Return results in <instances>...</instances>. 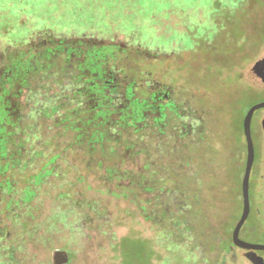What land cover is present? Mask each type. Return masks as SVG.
Masks as SVG:
<instances>
[{
  "label": "rangeland",
  "instance_id": "rangeland-1",
  "mask_svg": "<svg viewBox=\"0 0 264 264\" xmlns=\"http://www.w3.org/2000/svg\"><path fill=\"white\" fill-rule=\"evenodd\" d=\"M74 41L91 45H50ZM55 46L60 53L45 63L41 55ZM95 49L107 78L134 81L140 99L166 92L189 115L214 106L224 142L214 175L193 191L199 203L190 204L189 195L182 208L162 197L161 208L142 181L178 164L171 152L180 154L181 118L169 110L160 128L147 111L136 127L142 131L120 129L104 156L98 146L91 154L93 129L83 124L86 113L77 122L74 111L85 107L74 96L91 78L78 67ZM262 59L264 0H0V76L17 62L42 65L22 73L25 85H7L19 127H8L15 134L0 161V174L8 165L0 175V264H56L57 253L67 255L63 264H231L224 247L243 210V123L264 102L253 74ZM53 107L59 109L51 114ZM263 119L264 109L257 110L251 124L254 185L264 175ZM129 140L135 147L125 151ZM262 210L245 239L264 242Z\"/></svg>",
  "mask_w": 264,
  "mask_h": 264
},
{
  "label": "trees",
  "instance_id": "trees-1",
  "mask_svg": "<svg viewBox=\"0 0 264 264\" xmlns=\"http://www.w3.org/2000/svg\"><path fill=\"white\" fill-rule=\"evenodd\" d=\"M64 49H62L63 51ZM61 51V48L58 46L48 48L42 56V60L48 62L53 56L56 54L58 55ZM73 49L67 50V56L70 57V53ZM102 54V50H89L87 56V64L85 67H82V64L79 65V71L83 72V70H88L90 72L91 78L87 79L86 81L82 82V77L79 78L78 83L82 84V89L78 90L75 93V100L78 105L83 108L85 107L84 111H78L77 109L74 111L75 117L78 118L77 122L85 121L87 127H91L93 129L92 138L89 141V145L92 144V147L89 146L91 149V154L95 151V146L100 148V152L105 155V142H110L111 140H115V142L119 141L118 135H121L120 129L126 131L130 130L129 128H133L134 130L131 131L132 134H137L138 131H142L143 127L136 128L139 126L140 123L145 121V113L149 111V107L151 105V99H140L136 97L135 93V82H128L123 83L121 81H116L113 78H107L106 71L102 69V65L104 64L100 61V56ZM68 59V58H67ZM36 67L31 62L28 63L17 62L12 66H9L6 70L3 71V74L0 76V161L5 159L8 155L7 143L9 138L15 134V131H9L8 127L12 126V128L19 127V120L14 122L13 115L7 104V96L9 94V88H7L8 84H13L15 82L20 83L21 85H25L26 78L25 74L31 70L33 71L35 68H42L40 62L36 60ZM41 65V66H40ZM87 68V69H86ZM10 72L9 76H6ZM22 73L25 75H22ZM84 75V74H83ZM159 93H162L159 91ZM77 96L80 98L78 99ZM163 96H160L156 99V108L157 112L159 113V117L156 119V124L159 126H163V122L166 116V110L171 111L175 116H179L181 118V106L174 102H167L165 101ZM79 108V107H78ZM59 108L53 107L51 114H54ZM81 113H86L87 117L83 119ZM75 122V123H77ZM15 130V129H14ZM113 130V133H110ZM136 130V131H135ZM80 131V129L78 130ZM116 131V133H115ZM159 131H161L159 129ZM85 134L82 133L79 135L80 138L83 137ZM113 134V137L112 135ZM223 141V140H221ZM129 145L125 147V151L129 149H133L135 147V141L129 140ZM224 142V141H223ZM180 154L174 155L172 149L170 150L171 156L173 158H177L178 161L177 166L171 165L169 168L158 169L155 170L154 173L150 174V177L146 176L143 177L142 181L150 182L148 185V189L156 194L155 200L159 202V205L162 208L161 200L162 197L167 198V203H177L182 208L184 207L183 199H186V193L189 192L188 195L190 204H197L200 201L197 200V197L194 195V190L199 186L200 180H203V186L205 187V179L209 177L208 175V165L209 162L205 159L203 160L202 167L200 166L198 169L202 170L203 177L199 173L196 174L192 169V164L195 165L194 162L188 161L187 165L189 166V174H185L184 172V159L181 156V146L179 147ZM108 154L110 155L116 153V150L108 149ZM168 154V153H166ZM220 154V149H219ZM175 159H173L174 161ZM99 166L102 165V162L99 160L97 161ZM210 166V165H209ZM150 166L145 167V171L148 172ZM8 170V165L3 167L1 174H4L5 171ZM112 167L109 168V173L115 171ZM165 170H169L165 172ZM165 173H168L166 175ZM0 174V175H1ZM7 190H11V186L7 185ZM2 187V185H0ZM178 195H173L175 191H178ZM171 196H170V195ZM29 199V197H28ZM163 213L166 216V210L163 208ZM218 250L223 249L219 246V244H215ZM211 248V247H210ZM224 247V249H226Z\"/></svg>",
  "mask_w": 264,
  "mask_h": 264
},
{
  "label": "flooded vegetation",
  "instance_id": "flooded-vegetation-1",
  "mask_svg": "<svg viewBox=\"0 0 264 264\" xmlns=\"http://www.w3.org/2000/svg\"><path fill=\"white\" fill-rule=\"evenodd\" d=\"M50 45H91V44H87L81 41H74L67 44L63 42H59L57 44L51 43ZM160 96H163L164 99H166L165 100L166 103L169 101L174 102L172 99H170L169 93L166 92L159 93V91L152 92L150 98L151 105L149 107V111L153 115L155 125H156V119L158 117L157 114H159L156 108V103H157L156 99H158ZM183 112L184 113L181 114L180 146H181V156L185 161L184 172L187 175L189 174V166L187 165V163L188 161H192L195 163V165L192 164V169L193 168L197 169L194 170V172H196V174L199 173L201 177H203L202 170H199L198 168L200 166L202 167L203 160L205 159L206 161L209 162L210 165V166L208 165L209 168L208 175L213 176L215 169L218 166L219 145L222 140L220 137L219 130L215 124L214 106H212L211 110L205 109L204 107L198 108V110L195 112L194 115H189L186 107L183 109ZM189 118L191 119L190 123L187 122V119ZM262 131H263V141H264L263 125H262ZM243 134H244V128H243ZM246 148H247V142H246ZM243 166H244L243 167V177H244L246 164ZM243 177L241 181V194H240L242 208L244 207V198L242 191ZM263 180H264V175L260 174L257 180L258 184L254 185L253 184L254 180H252V176H250V188H249L250 214L239 233V238L242 241L253 245H264V242L245 239L242 235L250 219L255 214H257L258 217L260 216L259 217L260 219L263 218L262 216V211H263L262 208H264V191L262 184ZM200 182L202 183V187L204 188L203 180L201 179ZM203 188H202V192H203ZM188 193L185 194L186 197L187 196L189 197ZM196 197L197 200L199 201L201 200L199 193L197 194ZM184 206L187 207L186 204ZM242 213L239 217V220L242 217ZM235 227L232 230V235H231L232 244H229L225 250L226 257L228 258V260H230V263L231 264H264V256L262 254L264 253V250H258V249L246 250L234 245L233 234Z\"/></svg>",
  "mask_w": 264,
  "mask_h": 264
},
{
  "label": "water",
  "instance_id": "water-1",
  "mask_svg": "<svg viewBox=\"0 0 264 264\" xmlns=\"http://www.w3.org/2000/svg\"><path fill=\"white\" fill-rule=\"evenodd\" d=\"M253 74L256 76L257 79L260 80L261 85L264 87V59H262L254 68ZM264 109V102L257 103L253 105L250 110L248 111L247 115L245 116L243 128H244V134L246 137L247 142V161H246V167L242 182V191H243V198H244V207H243V213L242 217L237 223L234 234H233V243L235 246L246 249V250H252V249H258V250H264V245H253L249 244L247 242L242 241L239 238V233L243 225L245 224L249 214H250V200H249V188H250V176L252 172V168L255 161V147L252 137V119L253 115L257 110ZM263 129H264V119L262 122ZM68 257L66 254L63 253H57L56 254V264H63L67 261Z\"/></svg>",
  "mask_w": 264,
  "mask_h": 264
}]
</instances>
